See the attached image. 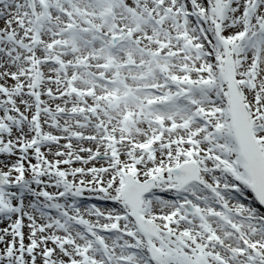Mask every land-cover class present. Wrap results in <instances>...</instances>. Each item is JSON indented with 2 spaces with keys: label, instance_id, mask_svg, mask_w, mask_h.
Here are the masks:
<instances>
[{
  "label": "snow or ice",
  "instance_id": "6c2138e0",
  "mask_svg": "<svg viewBox=\"0 0 264 264\" xmlns=\"http://www.w3.org/2000/svg\"><path fill=\"white\" fill-rule=\"evenodd\" d=\"M0 264H264V0H0Z\"/></svg>",
  "mask_w": 264,
  "mask_h": 264
}]
</instances>
